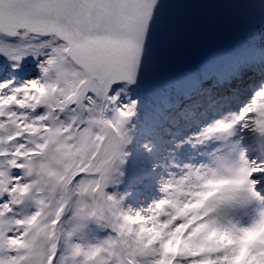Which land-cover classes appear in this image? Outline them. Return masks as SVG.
Here are the masks:
<instances>
[{
    "label": "snow or ice",
    "instance_id": "obj_1",
    "mask_svg": "<svg viewBox=\"0 0 264 264\" xmlns=\"http://www.w3.org/2000/svg\"><path fill=\"white\" fill-rule=\"evenodd\" d=\"M0 264H264V0H0Z\"/></svg>",
    "mask_w": 264,
    "mask_h": 264
},
{
    "label": "water",
    "instance_id": "obj_2",
    "mask_svg": "<svg viewBox=\"0 0 264 264\" xmlns=\"http://www.w3.org/2000/svg\"><path fill=\"white\" fill-rule=\"evenodd\" d=\"M188 2L200 3L202 0ZM235 38V29L225 17L192 10L183 21L173 45L161 54V78L210 50L231 44Z\"/></svg>",
    "mask_w": 264,
    "mask_h": 264
}]
</instances>
